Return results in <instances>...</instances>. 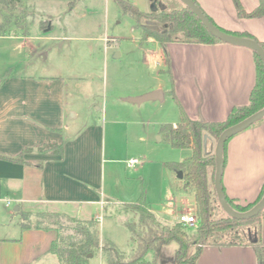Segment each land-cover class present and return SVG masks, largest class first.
<instances>
[{"label": "crops", "instance_id": "crops-1", "mask_svg": "<svg viewBox=\"0 0 264 264\" xmlns=\"http://www.w3.org/2000/svg\"><path fill=\"white\" fill-rule=\"evenodd\" d=\"M30 1L33 2V15L28 16L24 26L15 25L22 34L6 32L11 27L0 33L4 40H24L23 45L12 48L8 54L9 57L15 54L23 57L20 69L11 67L0 73V155L13 157L23 153V158L28 161L20 163L0 157V264H59L57 257L49 251L56 237V228L34 224L22 227L24 219L12 223L11 204L22 216L23 213H58L99 222L107 201L96 162L100 132L97 127L93 130L89 125L75 127V119L84 113L74 110L66 89L70 76L52 71L57 62L55 59L63 52L57 47L55 32L64 35L72 32L77 0ZM133 1L138 3V0ZM197 1L219 26L232 32H247L259 41L264 40V15L239 17L232 0ZM240 1L246 10H251L259 2ZM149 2L150 10L163 6L159 0ZM84 15V12L80 14ZM30 22L37 23L32 34L28 31ZM28 39L39 43L30 44ZM145 41L152 44L156 61L162 64L160 71L169 75V82L165 88L161 85L143 87L139 93L127 95L125 101L155 88L161 90L162 99L168 92L176 107L174 119L168 121L173 124L178 120L175 98L189 117L207 121L223 120L233 106L248 103L256 77L254 54L250 49L224 42L203 44L178 39L165 43V54L153 38L148 37ZM6 64L10 66L8 61ZM30 68L35 70L29 71ZM96 109L103 112L105 106L97 105ZM90 111L88 109L86 115ZM101 132L103 134V130ZM50 140L64 142L61 154L36 150ZM28 147L32 150L24 151ZM180 180L181 190L176 189L177 192L191 194L194 198L193 192L183 186L182 178ZM221 184L224 194L239 203L251 202L258 197L264 184V118L229 139ZM177 198L174 197V201ZM148 206L165 224L177 222L180 214L196 217L195 209L193 212L174 211L172 217L163 215L150 202ZM166 207H173L170 198ZM255 227L259 228L264 243V217L255 223ZM48 231L55 236L47 234ZM240 234L249 237L243 240ZM253 234L246 227L235 232L237 239L233 242L238 243L224 245L212 241L205 244L196 264H257L250 242ZM102 238L100 236V240ZM174 249L175 246L170 250L167 264L171 262Z\"/></svg>", "mask_w": 264, "mask_h": 264}, {"label": "rangeland", "instance_id": "rangeland-1", "mask_svg": "<svg viewBox=\"0 0 264 264\" xmlns=\"http://www.w3.org/2000/svg\"><path fill=\"white\" fill-rule=\"evenodd\" d=\"M128 1L135 3L133 0ZM159 1L163 5H169L173 0ZM135 4L144 11L151 9L149 0H138ZM73 11L72 32L65 35L60 31L55 32L58 35L55 42L63 52L55 59L57 62L52 71L65 77L70 76L66 89L74 110L84 113L75 119V127L89 125L93 130L97 127L100 132L96 162L98 178L103 181L107 201L98 222L99 236L111 239L119 250L127 252L132 248V243L126 222L136 220V214L131 211L125 213L123 206L126 203H133L143 195L148 203L166 216L174 215V211H194L193 196L177 192L181 180L176 178L175 171L167 165L168 162L187 157L189 150L171 146L158 131L160 123L174 119L176 114L175 104L168 92L162 100H146L141 104L125 101L127 95L139 93L143 87L161 85L165 88L169 82V75L160 71L162 64L157 63L155 53L151 50L152 44L141 39V30L136 20L124 13L116 0H77ZM83 12L85 15L80 16ZM33 13V2L30 0H20L12 5L0 0L1 29L11 27L6 32L15 31L17 35H21V30L15 27V19L24 20L25 24L29 20L28 16ZM140 22L149 26L157 25L144 19ZM35 26V22L28 24L30 34ZM157 26L163 28L165 24ZM176 39H181V34H177ZM28 42L39 43L29 39ZM19 44L23 45L24 40L0 38V73L11 67L20 69L23 57L8 55ZM7 61L10 66L6 64ZM34 70L35 68L29 69ZM42 70L47 73V70ZM97 105L105 106L103 112L96 109ZM86 107L91 110L88 115ZM215 142L212 140L207 144L206 153L214 156ZM130 158H137L140 162L128 166L126 161ZM210 188V216L218 218L225 213L216 199L213 183ZM174 194L178 196L175 201ZM169 198L173 207H166ZM9 210L12 223L17 224L24 219L20 212L14 210L13 204L9 206ZM24 216L28 224L62 229L71 226L66 218L47 213H25ZM246 227L255 233V222H251L214 233L211 240L221 238L234 241L237 239L235 232ZM195 229L196 224L185 227L189 233H193ZM47 234L53 236L49 231ZM240 237L245 240L249 236L242 234ZM174 246L176 244L172 242L164 247L157 264L168 263L170 250ZM192 250L193 247L189 252ZM150 259L151 253H148L146 262L138 264H148ZM89 264H106V258L98 251L90 258Z\"/></svg>", "mask_w": 264, "mask_h": 264}, {"label": "trees", "instance_id": "trees-1", "mask_svg": "<svg viewBox=\"0 0 264 264\" xmlns=\"http://www.w3.org/2000/svg\"><path fill=\"white\" fill-rule=\"evenodd\" d=\"M3 1L12 5L20 0ZM116 1L124 13L131 15L136 20L141 30V39L153 38L162 46L164 53L165 43L178 40L176 39L177 34H181V39L179 40L184 42L203 44L222 42L214 37L197 16L178 0H173L169 5L164 4L159 9L149 11L141 10L135 3L128 0ZM193 1L199 5L197 0ZM232 2L239 17L252 18L264 15V0H259L258 4L251 10H246L240 0H232ZM203 12L210 21L222 30L237 36L250 37L258 41L264 49V40L259 41L247 32L238 33L227 30L219 26L204 10ZM142 19L154 22L157 25L165 24V27L159 28L157 25L149 26L141 24L140 21ZM15 25L18 27L24 26V20H17L16 18ZM2 31L4 30L1 29L0 22V33ZM253 54L256 77L247 104L233 106L223 120L207 121L201 118L193 119L189 117L174 97L178 104L177 122L175 124L164 122L159 125V133L163 135L164 139L171 146L185 148L191 151L190 155L182 160L168 162L167 165L172 171H182L183 186L190 189L194 194L197 219L194 232H187L185 227L178 222L172 224L160 222L149 209L148 201L143 195L135 202L126 203L123 206L124 210L136 214V220L126 222L130 233L129 239L132 243V248L127 252L119 250L116 244L110 239L104 238L100 240L99 226L96 219L79 220L67 215L49 213L51 216L66 218L71 224L66 229H62L61 227L56 228V237L50 244L49 251L57 257L59 264H89L91 257L88 255L92 254L94 256L98 251H101L105 256L107 264L144 263L146 262V255L148 253H151V259L148 261V264H157L162 248L172 242L176 244V247L173 251L170 264H196V260L200 256L203 246L212 242L211 237L214 233L232 229L236 225L251 222L256 223L264 217L263 209L259 214L244 220L235 219L226 214L218 218H211L210 200L212 190L210 186L213 183L214 176L212 177V174L215 168V162L214 156L211 153H206V147L203 141L204 135L208 136L207 141H216L223 129L264 106V65L261 58L256 53L253 52ZM229 139L226 140L223 147L224 163L226 146ZM31 150L32 148L28 147L24 151L29 152ZM36 150L43 153L61 154L64 150V142L50 140L37 147ZM0 157L20 163L28 162L23 158V153H19L13 157L1 155ZM263 192L264 184L258 197L254 201L246 203H239L236 199L225 196L234 209L244 211L254 205L261 198ZM24 215L25 213H23L25 220ZM21 226L25 227L29 226V224L25 220L21 222ZM214 241L224 245L238 243L225 241L221 238H217ZM250 242L255 251L257 264H264V243H262L260 238L259 228L255 230ZM191 247H193V250L189 252Z\"/></svg>", "mask_w": 264, "mask_h": 264}, {"label": "water", "instance_id": "water-1", "mask_svg": "<svg viewBox=\"0 0 264 264\" xmlns=\"http://www.w3.org/2000/svg\"><path fill=\"white\" fill-rule=\"evenodd\" d=\"M178 1H180L184 6L189 8L214 37H216L217 39H219L224 43L250 49L252 52L256 53L261 58L264 65V49L258 41L250 37L237 36L222 30L212 21L209 20V18L205 15V13L200 8V6L196 4L193 0H178ZM158 99L162 100V92L159 88L151 90L149 92H146L138 96H131L127 98L129 102L137 103V104L142 103L143 101L146 100H158ZM262 118H264V106L259 110L246 116L245 118L241 119L240 121L223 129L221 133L218 135L214 146L215 168H214V177H213V187H214L216 199L219 203L220 208L227 216L239 220L249 219L259 214L264 209V192L261 198L247 210L238 211L229 204L221 184L222 171L224 167L223 147L227 139L244 131L254 123L261 120ZM207 138L208 136L204 135V140H203L204 145H206ZM176 176L177 178L181 179L182 171L178 170L176 172ZM88 256L92 257V254H89Z\"/></svg>", "mask_w": 264, "mask_h": 264}, {"label": "built area", "instance_id": "built-area-1", "mask_svg": "<svg viewBox=\"0 0 264 264\" xmlns=\"http://www.w3.org/2000/svg\"><path fill=\"white\" fill-rule=\"evenodd\" d=\"M140 162L137 158H130L126 161L128 166H133L134 164ZM178 223L182 224L184 227L186 226H193L197 223V219L194 215L189 214H180L178 216Z\"/></svg>", "mask_w": 264, "mask_h": 264}]
</instances>
